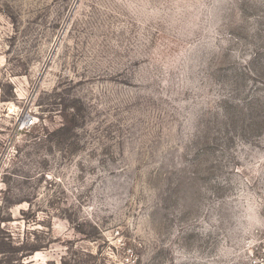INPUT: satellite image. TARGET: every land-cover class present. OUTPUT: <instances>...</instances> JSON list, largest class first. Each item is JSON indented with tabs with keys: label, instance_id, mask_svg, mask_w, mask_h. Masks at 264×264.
<instances>
[{
	"label": "rangeland",
	"instance_id": "1",
	"mask_svg": "<svg viewBox=\"0 0 264 264\" xmlns=\"http://www.w3.org/2000/svg\"><path fill=\"white\" fill-rule=\"evenodd\" d=\"M0 229L47 247L0 264L264 262V0H0Z\"/></svg>",
	"mask_w": 264,
	"mask_h": 264
},
{
	"label": "trees",
	"instance_id": "2",
	"mask_svg": "<svg viewBox=\"0 0 264 264\" xmlns=\"http://www.w3.org/2000/svg\"><path fill=\"white\" fill-rule=\"evenodd\" d=\"M2 233V229H0ZM6 247L7 249H4ZM47 248L46 246L39 245H29L28 243L18 244L14 237L10 234H0V255L6 258L8 256L9 262H15L19 260L17 256L18 253H21V259L31 256L32 254L41 251L42 249Z\"/></svg>",
	"mask_w": 264,
	"mask_h": 264
},
{
	"label": "built area",
	"instance_id": "3",
	"mask_svg": "<svg viewBox=\"0 0 264 264\" xmlns=\"http://www.w3.org/2000/svg\"><path fill=\"white\" fill-rule=\"evenodd\" d=\"M29 123L31 124L32 123V121H29ZM263 251H264V248H263ZM256 264H258L257 262H256ZM259 264H264V262H259Z\"/></svg>",
	"mask_w": 264,
	"mask_h": 264
}]
</instances>
